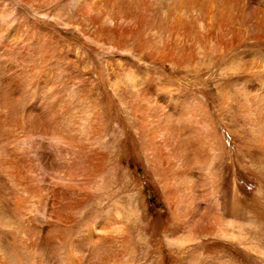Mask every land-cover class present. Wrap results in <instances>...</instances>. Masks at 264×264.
I'll list each match as a JSON object with an SVG mask.
<instances>
[{"label": "rangeland", "instance_id": "obj_1", "mask_svg": "<svg viewBox=\"0 0 264 264\" xmlns=\"http://www.w3.org/2000/svg\"><path fill=\"white\" fill-rule=\"evenodd\" d=\"M96 1L87 0L85 3L83 0H0V36L3 38V40L0 38V89L3 87V83L4 87L15 89L23 85V88H38V93L59 90L58 92L65 96L71 88L82 90L84 87L87 90L82 91L84 98L95 103V105L89 103L88 106L95 107L94 109L101 112L104 119L107 120L106 124L98 127L101 129H98L96 134H99L91 138L92 145L90 140L86 142L88 146L82 148L85 151L79 150L77 147L73 148L67 142L55 140L50 134L47 137L44 136V140L34 139L40 142L31 141V143L34 142L33 144L37 143L35 144L37 146H34L29 140H25L24 133L8 126L9 111L0 104V116L6 118L1 117L3 120H0L4 123V125L0 123V185L6 188V195L9 194L6 196L8 204L5 202L3 213L8 221L0 219V234L2 233L0 236V264H38L39 259L37 260L25 249L26 243L22 244L21 237H23L22 240L25 238L22 236L23 234L18 233V227L27 222L39 227L42 225L39 222L44 224L46 221L55 222L54 217L64 219V222L61 223L64 225L61 227L65 229L63 232L66 231L68 235L63 233L65 234L64 251L71 240L81 239L88 233L94 239L98 236L103 237L102 233L106 232L104 236L108 234L107 237L115 239L114 247L123 245L121 248H116L119 251L112 248L113 255L106 264H112V260H115L117 264H264V114H261V108H264L262 92L264 88V74L262 73L264 71V36L257 29L259 22L261 29L264 26V0H133L149 5V8L147 6L144 11L146 17L143 14V19H141L140 16L137 17L139 14L133 15L132 13L128 19H124V17L114 19L108 25L121 31L115 32L112 39L110 38L111 44L115 45L112 44L110 47L109 41L105 39L108 46L100 45V48L95 47L88 37L100 41L99 36L105 37L106 35H101L97 31L96 25H93L85 14L91 3V6L96 4L105 6V0ZM169 13L177 14H172V16L180 17L184 23L188 21V16L193 14L197 36L200 32L206 34L209 30L212 31V36L220 30L233 31L235 32L234 43H225V50H219V45L215 40H212V45L209 44L212 47L203 43L198 44L194 62L187 60L183 66L185 69L178 68L174 62L170 61V58L168 60L159 59L158 55L150 48V40L160 41V38L151 30L153 26L150 27V25H158L159 21L164 20ZM65 24L68 26H64ZM146 24L150 29L148 31ZM78 30L85 36H81ZM146 37L148 39H145ZM148 40L149 44L147 45ZM225 40L230 41V34L225 37ZM124 41H126L124 48L116 47L120 42L124 44ZM141 43L148 46L146 50H140ZM91 56H97V60L103 65L108 61L110 69L105 71L103 69V73L100 74L91 65ZM3 58L4 60H2ZM117 64L120 65L119 68L116 67ZM76 66L78 68H75ZM107 74H110L111 78H108ZM25 82H29L31 85ZM74 85L75 87H72ZM112 88H124V94L120 97L119 95L115 96ZM144 88L151 90L150 96L153 101V98H157L156 92L160 91L166 95L163 101L167 102L173 93L182 95L183 98L190 95L199 104L198 106L201 105L200 108L206 110L203 111L192 103L193 105L186 106L188 110L184 109L188 112L186 114H189V122H185V118L181 120L178 117L179 120L175 119L176 116H172L174 118L170 120V123L174 124L179 131L182 132L185 129L188 133L186 135L188 138L185 136L182 138V142L184 141L187 146L186 149L181 148L179 149L181 151H173V146L170 144L173 142L170 141V135H166L167 130H162L163 127H160L161 130H159V125L152 117L144 120V127L136 124L131 126L129 122L126 123L123 118L125 109H128L131 119L134 118V115L138 116L140 110L147 109L146 104L142 101V96L137 95L138 91ZM28 91L31 93L33 90ZM17 101V110L21 118L24 117L25 111L31 104L36 105V100L31 102L27 98L18 97ZM157 103L162 104V102ZM75 105L78 106V104ZM190 113L193 115L190 116ZM199 117L202 120L200 123ZM203 121L207 126L211 123V127L215 131V139L207 137L205 129L207 126L203 124ZM153 124L156 126H152ZM189 136L191 137L189 138ZM192 137H195V142H197L195 149L189 146V143L192 145L189 141L192 140ZM218 139L221 140L222 145ZM38 143L43 144H40L39 147L48 157V160L47 157L44 159V163L49 165L45 166L35 155L36 152L37 154L41 152ZM143 144L148 155L146 158L140 152L139 156L135 151ZM61 148H65L67 151ZM16 150L28 158L25 159L30 164L31 173L27 174L32 184H37L38 188L41 187L42 193L45 191L43 194L46 199L54 197L53 203L48 202L51 199L45 201L48 203L46 204L47 211L49 209L46 216L54 221H50L49 217L38 211L42 206L38 205L37 198L31 197L30 200L25 192L17 190L14 185L12 188L11 184H14V179L7 174L11 170L7 166L5 167V162L7 154ZM69 150L73 151V155L74 152H89L95 157L97 155L91 162V165L92 163L96 165H93L92 172L95 173L100 165L102 169L99 168L100 171H96L97 174H100L94 178L85 174H90L91 171L78 173L74 170L75 173H69L66 164L75 160L77 155L75 153L74 157L71 156ZM64 151L65 154H63ZM96 151L100 154H95ZM101 153L106 156H104L105 159L104 157L102 159ZM29 154H31L30 157H28ZM54 154H57V159H55L58 161L53 159ZM242 154H246V157H243ZM51 155L54 161L51 159ZM70 157H73L71 161H69ZM100 157L101 160L98 159ZM30 158L33 160L30 161ZM240 158H243L244 163L240 162L242 161ZM188 159L190 160L188 161ZM94 160L96 162L100 160L99 164L97 165ZM147 160L149 161L147 162ZM224 160L233 163L230 168L231 180L226 185H224V173L221 169ZM51 162L55 165L53 166ZM186 165L188 169L190 167V170L186 168ZM50 166H53V170L50 169ZM92 172L91 174H93ZM6 174L7 176H5ZM84 175L91 176V178H86ZM181 177H184L182 182L179 180ZM91 179L96 180L90 181ZM183 181L188 182L183 183ZM79 182L87 183V187L90 186L86 187L82 191L83 193L80 192L81 198L76 193V195L72 194L73 196H65L62 201L54 196L53 192L62 184H81ZM116 188L118 189L116 190ZM232 189L235 192H232ZM207 190L210 194L206 192ZM47 191L48 193L51 191V194L49 193L51 197L46 195ZM218 195H226V200L219 202L220 206L217 205V209L214 210L212 208L216 205L215 198ZM13 196L14 201H17L20 206L22 204L23 207L17 206V203L14 204V201L11 200ZM16 197H20V201L19 199L15 200ZM79 198H83L84 201L81 202L82 200ZM197 198L199 199L196 200ZM71 199L74 203L80 204L73 207L72 201H69ZM9 200L12 204H9ZM28 200L34 201V204L32 202L30 204ZM61 202L66 207L62 212L60 211V216H58ZM64 202L68 204H64ZM26 203H28L27 206ZM35 204L40 207L36 209ZM235 207L239 215L242 214L241 212H248L246 218L240 219L234 215L232 210ZM50 210L57 211V213H50ZM64 211L68 212L67 214L70 216L67 217ZM72 212H74L73 216H71ZM176 213L180 215L177 216ZM63 214L65 216H62ZM20 216L23 219H19ZM71 217L74 218V221ZM247 217H251V219ZM68 218L71 219L68 221ZM4 221L8 223V229L6 226L4 227ZM251 221L255 226L250 225ZM104 223L106 225H103ZM102 226L104 229L101 228ZM98 231L103 232H99L101 234L99 235ZM139 231L141 232L139 233ZM67 237L69 240L66 239ZM124 238L127 242L122 240ZM75 255L77 260L80 259V263L88 264L89 257L84 262L85 259H81L84 254L75 253ZM46 261L50 264H59V261L52 256H47ZM71 264L75 263L71 262Z\"/></svg>", "mask_w": 264, "mask_h": 264}, {"label": "bare ground", "instance_id": "obj_2", "mask_svg": "<svg viewBox=\"0 0 264 264\" xmlns=\"http://www.w3.org/2000/svg\"><path fill=\"white\" fill-rule=\"evenodd\" d=\"M85 3H86V1L87 0H83ZM100 1V0H99ZM143 1V0H142ZM142 1H139V2H136V1H133V0H128V1H125V0H105V6L104 7H102V5L101 6H97V4L96 5H93V6H91V4H89L88 6H89V9H88V11L86 10L85 11V14H86V17L88 18V20H90V22L93 24V25H96V29H97V31L101 34V35H106L105 37H100L99 36V38H101V40L99 41V39L98 40H94L92 37H88L89 39H90V41L92 42V44H94L95 45V47H99L100 48V45L101 46H106L107 45V43L108 42H106L107 40L109 41V45H110V47H112V44H111V39H112V36L114 35V33L116 32V33H119V32H121L118 28H116V27H111L110 25H108V24H110V22H112L114 19H116V18H122V17H124V19H128V18H130L129 16L130 15H132V13H133V15H135V14H139V15H137V17H139L140 16V18L141 19H143V14H144V16L146 15V13H144V11H145V8L148 6V8H149V5L147 4V3H145V2H143L142 3ZM96 2H98V0L96 1ZM93 4H95V3H93ZM99 5V4H98ZM78 6V5H77ZM169 9V8H168ZM149 10V9H148ZM84 11V10H83ZM83 11H81V12H83ZM79 12V11H78ZM147 12V11H146ZM84 13V12H83ZM93 13V14H92ZM172 14L173 15H177V14H174V13H169V15H167V17L166 18H164V20L163 19H161L159 22V24L158 25H150V27L151 26H153V27H151V30H153L154 31V33H155V35H157V37H159L160 38V41L158 40L157 42H153L152 40H150V48H152V50H153V52L155 53V54H157L158 55V57H159V59H161V60H168V58H170V61H172V62H174L175 63V65L178 67V68H183V69H185V67H183L184 66V63H186V61L187 60H190V61H192L194 58H195V56H196V51H197V45L198 44H201V43H203V44H205V45H207L208 47L209 46H211L213 43H211L212 42V40H215L216 41V43L219 45V50H225L226 49V46H225V43H234V37H235V32H233V31H228V30H220V31H218L214 36H212V31L211 30H209L206 34L204 33V32H200L198 35L199 36H197V27H196V23H195V19H194V15L193 14H190L189 16H188V21L186 22V23H184L183 22V20H181V18L180 17H173L172 16ZM84 15V14H83ZM150 15V14H149ZM146 17V16H145ZM148 18V17H147ZM150 18V17H149ZM145 19V18H144ZM122 20V19H121ZM147 21V20H146ZM149 24V23H148ZM36 26V25H35ZM64 26H68L67 24H65ZM146 26H147V31H148V29H149V26L146 24ZM257 29H258V31H261L260 33L264 36V26L262 27V29H261V24H260V22L259 23H257ZM150 30V29H149ZM1 31V30H0ZM78 33L81 35V36H85L80 30H78ZM143 34V33H142ZM228 34H230V41H228V40H225V37L228 35ZM151 35V34H150ZM0 38H1V36H0ZM19 38V37H18ZM111 38V39H110ZM141 38H143L142 37V35H141ZM105 39H107V40H105ZM145 39H148L147 37L145 38ZM1 40H3V38H1ZM0 40V41H1ZM104 40V41H103ZM154 40V39H153ZM140 41H142V40H140ZM113 42V41H112ZM145 43V42H144ZM144 43H141V45H140V50L142 51V50H146V48L148 47V46H146ZM147 43V45L149 44V40H148V42H146ZM211 43V45H209ZM217 44H216V46H217ZM13 45V44H12ZM113 45H115V44H113ZM108 46V45H107ZM126 46V41H124V44L123 43H118L117 45H116V47H120V48H124ZM212 47V46H211ZM26 48V47H25ZM5 49H6V47H5ZM4 49V50H5ZM98 49V48H97ZM108 49H110V48H108ZM105 50V49H104ZM139 50V51H140ZM6 51V50H5ZM86 53V52H85ZM107 53V52H106ZM48 54V53H47ZM88 54V53H87ZM109 54V53H108ZM108 54H106V55H108ZM54 57V56H53ZM97 57V56H96ZM95 56L93 57V56H91V59H90V61H91V65L100 73V74H102L103 73V69H104V71L105 70H109L110 69V67H109V63H107L108 61H106V64L105 65H103L102 63H99V61L97 60V58H96ZM30 59H32V58H30ZM44 59V58H43ZM2 60H4V58L2 59ZM20 60V59H19ZM24 60V59H23ZM27 58H26V62H27ZM37 60V59H36ZM7 61H10V60H7ZM44 61V60H43ZM80 61V60H79ZM24 62V61H23ZM35 62V61H34ZM38 62H39V60H38ZM37 61H36V63H38ZM192 62H194V60L192 61ZM7 63V62H6ZM21 63V62H20ZM17 64V63H16ZM14 65V64H13ZM24 65V64H23ZM27 65H29V64H27ZM41 65V64H40ZM47 65V64H46ZM76 65V64H75ZM172 65V64H171ZM20 67V66H19ZM47 67V66H46ZM49 67V66H48ZM116 67L117 68H119L120 67V65L119 64H117L116 65ZM32 68V67H31ZM37 68V67H36ZM43 69H44V66L42 67ZM75 68H78L77 66L75 67ZM38 69V68H37ZM46 69V68H45ZM56 69V68H55ZM85 69V68H84ZM90 69V68H89ZM190 69H192V68H190ZM18 70V69H17ZM58 70V69H57ZM113 70V69H112ZM37 71V70H36ZM59 71V70H58ZM58 71H57V73H58ZM61 72V71H60ZM65 72V71H64ZM67 73V72H66ZM263 74H264V71L262 72ZM45 75V74H44ZM61 75H63L62 73H61ZM35 76V75H34ZM50 76V75H49ZM60 76V75H59ZM107 76H108V78H111V77H109L110 76V74H107ZM27 77V76H26ZM63 77V76H62ZM100 77V76H99ZM61 78V77H60ZM57 79V78H56ZM43 80V79H42ZM65 80V79H64ZM35 81V80H34ZM41 81V80H40ZM46 81H48L47 79H46ZM50 81V80H49ZM62 81V80H61ZM74 81V80H73ZM26 83V82H25ZM29 83V82H28ZM28 83H26V84H28ZM37 83H38V81H37ZM45 83V82H44ZM2 84V83H1ZM30 85H31V83H29ZM33 85H34V83H32ZM46 84H48V83H46ZM110 84V83H109ZM113 84V83H112ZM6 85H9V84H6ZM15 85V84H14ZM114 85V84H113ZM3 87L0 89V104L2 105V107H5V108H7L8 109V113H9V115H8V126L10 125L12 128H14L15 130H20L22 133H24V135L23 136H25V140H29V142L31 143V141H34V142H36L37 140H39V139H41V140H44V136H46L47 137V135H51L52 136V138L53 139H55V140H59V141H62V142H67L68 144H69V146H72L73 148H78L79 150H82V148H86L88 145H86V142L88 141V140H90L89 142L91 143L92 141H91V138H93V137H96V136H94V135H98V134H96L97 133V131H98V127L99 126H102L103 124H106L107 123V120L106 119H104V117H103V114L101 113V112H99V111H97V110H95L94 108L95 107H93V106H88L89 105V103H93L91 100H89V99H86V98H84V94L82 93V91H87L86 90V88H82V90H80L79 88H71L70 89V91H68L69 93L68 94H66L65 96H64V94H63V96H62V94H61V92H56V90H51V91H48L47 93L46 92H44V93H38L37 92V89L38 88H23V85H21L20 86V88H17V89H15V88H11V87H4V83H3V85H2ZM28 86V85H27ZM53 86V85H52ZM57 86V85H56ZM79 86V85H78ZM14 87H16V86H14ZM72 87H75V85L74 86H72ZM52 88V87H51ZM33 90V91H31V93L28 91V90ZM67 89V88H66ZM149 88H144L143 90H140V91H138V94L137 95H141L142 96V101H143V103H145L146 104V107H147V109H143V110H140L141 109V107H140V111H139V115L137 116H135L134 115V118L133 119H131V117H129V111H128V109H125V116L123 117L124 118V120L126 121V123H130L131 124V126H134L133 124H136V125H140L141 127H144L143 126V122H144V120H146V119H148V118H150V117H152L153 118V120L155 119L156 120V122H157V124L159 125H157L158 127H159V130H161L160 129V127L162 128L163 127V129L162 130H167V132L169 133H166V135H170V138L172 139H170V141H172L173 143H170V144H172V149H173V151H178L179 149H186L187 148V146L185 145V143H184V141L182 142V138L185 136L186 138H188L186 135L188 134L186 131H185V129H184V131L186 132V134H185V132L184 131H179L178 130V128H176L175 126H174V124L172 125V123H170V120H172V118H174L175 116H176V118L175 119H177L178 117L179 118H181V120L183 119V118H185L184 119V121L185 122H189L188 120H189V114H186V113H188V112H186V111H184V109L186 108V106H189V105H196V106H198L199 104L197 103V102H195V100H194V98L193 97H191L190 95H186L187 97L186 98H183V96L182 95H178V94H176V93H173L170 97H169V100H168V102L167 101H163V98H166V95H164V92H162V93H160V92H156V96H157V98H153L154 99V101L151 99V90H148ZM62 90V89H61ZM89 90V89H88ZM157 91V90H156ZM112 92H113V95H115V96H117V95H119V97L120 96H122L123 94H124V88H112ZM262 92H263V95H264V88L262 89ZM160 93V94H159ZM88 94V93H87ZM136 95V96H137ZM18 97H20V98H27V99H29L31 102L33 101V100H36L35 101V103H36V105L34 104H31L28 108H27V110L25 111V115H24V117L23 118H21V115L18 113V108H17V103H18V101H17V99H18ZM155 97V96H154ZM93 99V98H92ZM167 100V99H166ZM95 101V100H94ZM140 101V100H139ZM138 101V102H139ZM30 102V103H31ZM157 102H162V104L160 103V104H158ZM143 103H141V104H143ZM193 103V104H192ZM75 104H78V106L77 105H75ZM86 104H87V106H86ZM93 105H95V103H93ZM122 105V104H121ZM77 106V107H76ZM129 106V105H128ZM132 106V105H131ZM134 106V105H133ZM136 106V105H135ZM196 106H194V107H196ZM201 106V105H200ZM200 106H198L199 108H200ZM1 107V106H0ZM130 107V106H129ZM138 107V108H139ZM131 108V107H130ZM134 108V107H133ZM143 108V107H142ZM258 108H260L259 106H258ZM4 109V108H3ZM200 109H202V108H200ZM199 109V110H200ZM185 110H188L187 108L185 109ZM190 110V109H189ZM203 110V109H202ZM203 111H206V110H203ZM202 111V112H203ZM132 112V111H131ZM185 112V113H184ZM191 112V111H190ZM199 112V111H198ZM2 113H3V110H2ZM192 113H194V112H192ZM196 113V112H195ZM194 113V114H195ZM206 113V112H205ZM204 113V115H206ZM0 114H1V112H0ZM122 114V115H123ZM261 114H264V108H261ZM193 114H191L190 113V116H192ZM197 115V114H196ZM203 115V114H202ZM23 116V115H22ZM172 116H174V117H172ZM199 116V115H198ZM197 116V117H198ZM1 117H3V118H5V116H0V120H3V118L1 119ZM125 117H126V119H125ZM194 117V116H193ZM192 117V118H193ZM200 117H202L201 115H200ZM200 117H199V119H200ZM178 118V119H179ZM191 118V117H190ZM6 119V118H5ZM205 119V118H204ZM152 120V119H151ZM174 120V119H173ZM180 120V119H179ZM201 120V119H200ZM207 120V119H206ZM205 120V121H206ZM148 122V121H147ZM184 122V123H185ZM200 122H202V120L201 121H199V123ZM1 123V125H4V123H2V121L0 122ZM154 123V122H153ZM206 123H207V121H206ZM148 124V123H147ZM187 124V123H186ZM203 124H205L204 123V121H203ZM126 125V124H125ZM206 125V124H205ZM114 126V125H113ZM119 126V125H118ZM117 126V127H118ZM128 126V125H127ZM139 126V127H140ZM152 126H156V125H152ZM207 126V125H206ZM3 127V126H2ZM204 128H205V126H204ZM101 129V128H100ZM99 129V130H100ZM138 129V128H137ZM146 129V128H145ZM155 130H156V128H154ZM206 129V134H207V137L208 138H210V139H215V131H214V128H212L211 127V123H209L208 124V126L205 128ZM148 130V129H147ZM151 130V129H150ZM119 131V130H118ZM134 131V130H133ZM12 132H13V130H12ZM144 132V131H143ZM154 132V131H153ZM157 132V131H156ZM166 132V131H165ZM140 133H142V132H140ZM151 133H152V131H151ZM155 133V132H154ZM153 133V135L155 136V134ZM163 134H164V136H165V133L163 132ZM144 135H146V134H144ZM190 135V134H189ZM108 136V135H107ZM110 136V135H109ZM139 136V135H138ZM111 137V136H110ZM147 137V136H146ZM152 137V136H151ZM191 136H189V138H190ZM27 138H29V139H27ZM30 138H31V140H30ZM37 138V140H34V139H36ZM48 138H51V137H48ZM109 138V137H108ZM112 138V137H111ZM110 138V139H111ZM137 138V137H136ZM140 138V137H139ZM150 138V137H149ZM166 138H167V136H166ZM15 139V138H14ZM33 139V140H32ZM47 139V138H46ZM147 139V138H146ZM153 139V138H152ZM24 140V141H25ZM50 140V139H49ZM106 141H108V139H105ZM119 140V139H118ZM122 140V139H121ZM144 140V139H143ZM219 140V143H220V145H222V143H221V140L220 139H218ZM94 141H95V139H94ZM112 141V140H111ZM186 141H187V139H186ZM189 141H191V143H192V145H190V143H189V146L191 147L192 146V148L193 149H195V147H197V142H195V137H192V140L190 139ZM188 141V142H189ZM28 142V143H29ZM34 142H32L31 144H33ZM37 142H40V141H37ZM46 142V141H45ZM143 142V141H142ZM147 142V141H146ZM146 142H144V143H146ZM48 143H52V142H48ZM89 143V144H90ZM106 143V142H105ZM150 143V142H149ZM166 143V142H165ZM30 144V145H31ZM35 144H37V143H35ZM35 144H33L34 146H37V145H35ZM39 145H38V147L40 146V144H42V143H38ZM104 144V143H103ZM115 144V143H114ZM113 144V145H114ZM148 144V143H147ZM188 144V143H187ZM43 145V144H42ZM45 145H47V144H45ZM91 145H92V143H91ZM139 145H141V144H139ZM49 146V145H48ZM52 146V145H51ZM138 146V145H137ZM144 146V144L142 145V147L140 146L139 148H136V153L140 156V154L142 155V156H144L145 158H146V150H145V146ZM168 146H170V145H168ZM30 147V146H29ZM47 147V146H46ZM45 147V148H46ZM65 148H66V145L64 146ZM92 147V146H91ZM107 147V146H106ZM30 148H32V147H30ZM63 149V148H61L62 150H65V151H67L66 149ZM68 149H69V147H67ZM73 148H71V149H73ZM88 148H90V147H88ZM88 148H87V150H88ZM192 148H190V149H192ZM29 149V148H28ZM40 149H42L41 147H39V150ZM43 149H44V146H43ZM49 149V148H48ZM77 149V150H78ZM91 150H92V148H90ZM104 149V148H103ZM121 149V148H120ZM140 149V150H139ZM168 149H171V148H168ZM171 149V150H172ZM14 150H15V148H14ZM25 150H27V149H25ZM47 150V149H46ZM52 150V149H51ZM51 150H48V151H51ZM75 150V149H74ZM76 150V151H77ZM84 150V149H83ZM82 150V151H83ZM91 150H89L90 152H92ZM148 150H149V148H148ZM188 150H189V148H188ZM12 151V149L10 150V152ZM17 151V152H16ZM15 152H13V153H8L7 154V161L5 162L6 163V165H5V167L7 166L11 171L9 172V171H7V172H9V173H7L6 171V173L7 174H9V176H12L13 177V179H14V184H11V186H12V188H16L17 190H21L22 191V193L23 192H25L26 194H27V196H29V199L31 200V197L33 198H37V201H39V204L38 205H40L41 204V209L40 210H38V211H41L43 214L42 215H44V216H46L47 214H48V212H49V209H48V211H47V209H46V204H48V203H45V201L47 202V200L48 199H51L50 201H48V202H51V203H53L52 202V199H54V197L52 198L50 195H49V193L51 192H49L48 193V191H47V194L46 195H49L51 198H48V199H46L45 197V195L41 192V190H40V188H38L36 185L37 184H32V181L30 180V178H29V175L27 174L28 172L29 173H31L30 172V164H28V162L26 161L28 158L27 157H25V155H22L21 154V152L20 153H18L19 151L18 150H16ZM24 151V150H23ZM33 151H35V150H33ZM33 151H31V152H33ZM41 151V150H40ZM43 151H45V150H43ZM47 151V152H48ZM59 151V150H58ZM65 151H64V153L63 154H65ZM69 151H71V150H69ZM85 151V150H84ZM100 151V150H99ZM103 151V150H102ZM114 151V150H113ZM172 151V152H173ZM179 151H181V150H179ZM29 152V151H28ZM36 152V151H35ZM53 152V151H52ZM52 152L50 153V154H52ZM72 152L73 151H71V156L73 155L72 154ZM77 152H79V151H77ZM107 152V151H106ZM116 152V151H115ZM139 152H140V154H139ZM245 152V151H244ZM24 153H26V152H24ZM23 153V154H24ZM67 153V152H66ZM75 153L76 152H74V155H75ZM114 153V152H113ZM19 154H21V156H19ZM48 154V153H47ZM68 154V153H67ZM77 155H76V157H75V160L73 159L72 160V158L74 157V155H73V157H70L71 159L69 160V159H67V160H69V161H71V162H67V166L66 167H68V172L69 173H75L74 172V170H76V171H78V173L79 172H81V173H83V172H92V167H93V165L94 166H96L94 163H92V165H91V162H92V160H93V158H96L97 157V155H96V157H95V155H93V154H91V153H89V152H81V153H76ZM95 154H100V153H97V151L95 152ZM102 154V153H101ZM116 154V153H115ZM137 154H135V155H137ZM30 155L31 154H29V156L28 157H30ZM38 158H39V160L41 161V162H43L44 163V159L47 157V155L44 153V152H39L38 154H37V152H36V154H35ZM55 155V157L53 158V156L51 155V159L53 158L55 161H58V160H56L57 158H56V156H57V154H54ZM111 155V154H110ZM157 155V154H156ZM174 155V154H173ZM246 155V154H245ZM245 155H243L242 154V156L243 157H246ZM24 156V157H23ZM33 157H34V155H32ZM60 156V155H59ZM58 156V157H59ZM62 156H64V155H62ZM66 156V155H65ZM70 156V155H69ZM100 156H102V159H103V157L105 156H103V154L102 155H100ZM113 156V155H112ZM148 156V155H147ZM160 156V155H159ZM163 156V155H162ZM32 157V158H33ZM106 157V156H105ZM105 157H104V159H105ZM111 157V156H110ZM143 157V158H144ZM153 157V156H152ZM170 157V156H169ZM174 157V156H173ZM172 157V159H174ZM178 157V156H177ZM240 157V156H239ZM25 158H27V159H25ZM32 158H30L31 160L30 161H32L33 159ZM56 158V159H55ZM114 158V157H113ZM52 159V160H53ZM61 159V158H60ZM98 159H100L101 160V157L100 158H98ZM241 159V158H240ZM243 159V158H242ZM241 159V160H242ZM38 160V161H39ZM47 160H48V157H47ZM46 160V161H47ZM51 160V161H52ZM53 160V161H54ZM66 160V161H67ZM97 160V159H96ZM96 160H94L95 162H96ZM99 160V161H100ZM154 160V159H153ZM176 160V159H175ZM190 159H188V161H189ZM246 160V159H245ZM37 161V162H38ZM63 161V159L61 160V162ZM99 161H97L96 163H97V165L99 164L98 162ZM149 160H147V162H148ZM187 161V160H186ZM191 161H193V160H191ZM229 161V160H228ZM235 161V160H234ZM61 162H59V163H61ZM101 162H103V161H101ZM105 162H107L106 160H105ZM113 162V161H112ZM161 162V161H160ZM236 162V161H235ZM241 163L243 162V160L242 161H240ZM246 162V161H245ZM31 163V162H30ZM40 163V162H39ZM52 164H53V162H51ZM189 163H192V162H189ZM244 163V162H243ZM247 163V162H246ZM31 164H34L33 162L31 163ZM38 164V163H37ZM51 164V165H52ZM100 164H102V163H100ZM105 164V163H104ZM188 164V163H187ZM39 165H41V163L39 164ZM44 165L46 166V165H49V164H47L46 162L44 163ZM43 164H42V166H44ZM55 164H53V166H54ZM62 165V164H61ZM106 165H108V164H106ZM242 165V164H241ZM35 166V165H34ZM44 166V167H45ZM52 166V167H53ZM57 166H58V164H57ZM102 166H104V165H102ZM154 166V165H153ZM231 166H233V163L232 162H227L226 160H224L223 162H222V164H221V169H222V172L224 173V180H225V183H224V185H226L227 184V182H230V180H231V174H230V168H231ZM245 166V165H244ZM33 167V166H32ZM31 167V168H32ZM41 167V166H40ZM51 167V166H50ZM52 167L50 168L51 170H53L52 169ZM99 168H101V166L99 165L98 166ZM157 167V166H156ZM176 167V166H175ZM96 168V167H95ZM99 168H97L96 169V171L97 172H99L100 170H99ZM106 168V167H105ZM186 168H187V165H186ZM33 169V168H32ZM36 169V168H35ZM49 169V170H50ZM102 169V168H101ZM188 169V168H187ZM105 170V169H104ZM103 170V171H104ZM188 170H190V167H189V169ZM96 171H95V173L94 172H92L93 174H91V172H90V174L89 173H85V174H88V175H91V176H93L94 178H96L95 176H97L98 174H100V173H96ZM102 171V172H103ZM233 171V170H232ZM1 172V171H0ZM101 172V173H102ZM77 173V174H78ZM80 173V175L81 176H83V174H81ZM118 173V172H117ZM7 174L5 175V176H7ZM96 174V175H95ZM74 175V174H73ZM91 176H85L84 175V177H86V178H88V177H90L91 178ZM177 176H179L180 177V175H177ZM33 177V176H32ZM4 178V177H3ZM10 178V177H9ZM8 178V179H9ZM34 178V177H33ZM32 178V179H33ZM89 178V179H90ZM184 177H181V178H179V180H181V182H182V179H183ZM89 179H88V181H89ZM99 179V178H98ZM113 179V178H112ZM189 179V178H188ZM3 180H5V179H3ZM36 180V179H35ZM87 180V179H86ZM93 179H91L90 181H92ZM94 180H96V179H94ZM93 180V181H94ZM2 181V180H1ZM11 181V180H10ZM37 181V180H36ZM236 181V180H235ZM63 182H66V181H63ZM85 182H87V181H85ZM96 182V181H95ZM185 182H188V181H185ZM184 181H183V183H185ZM34 183V182H33ZM41 182H39V184H40ZM79 183H81V182H79ZM82 183H84L83 181H82ZM75 184V185H73V184H62L61 186H57L58 188L53 192L54 193V196L57 198V199H60L61 201L63 200V198L65 197V196H67V195H69V196H73L75 193L81 198L82 197V194L81 193H83L82 191L87 187V183H85V184ZM234 183V182H233ZM59 184V183H58ZM13 185H14V187H13ZM41 185H42V183H41ZM51 185H53V184H51ZM50 185V186H51ZM95 185V184H94ZM234 185H237V184H234ZM44 186V185H43ZM42 186V187H43ZM7 187V186H6ZM90 187V186H89ZM89 187H87V188H89ZM91 187H92V185H91ZM115 187V186H114ZM122 187V186H121ZM216 187H218V185H216ZM227 187V189L229 188V186L227 185L226 186ZM8 188H10V187H8ZM11 188V189H12ZM50 189H52V187H49ZM54 188V187H53ZM118 188H120V187H118ZM118 188H116V190L118 189ZM48 189V188H47ZM46 189V190H47ZM92 189V188H91ZM90 189V190H91ZM121 189V188H120ZM236 189H238V188H236ZM54 190V189H53ZM93 190V189H92ZM10 191V190H9ZM15 191V190H14ZM119 191V190H118ZM184 191H185V189H184ZM232 192H235V190L234 189H232L231 190ZM6 188H4V186L3 185H0V219H3V220H5L6 218H5V215L3 214L4 213V206H6V204H5V202L6 201H8L6 198H8V197H6L7 195H9V194H7L6 195ZM81 192V193H80ZM87 192V191H86ZM183 192V191H182ZM207 193H209L210 194V192H209V190H207L206 191ZM17 193V192H16ZM21 193V194H22ZM19 194H20V192H19ZM25 194V195H26ZM51 194V193H50ZM73 194V195H72ZM75 194V195H76ZM80 194H81V196H80ZM86 194V193H85ZM89 194V193H88ZM16 195H18V194H16ZM87 195V194H86ZM85 195V196H86ZM205 195V194H204ZM208 195V194H207ZM11 196V195H10ZM19 196V195H18ZM26 196V197H27ZM48 196V197H49ZM195 196V195H194ZM22 197V196H21ZM68 197V196H67ZM66 197V199H68ZM74 197H77V196H74ZM74 197H71V198H74ZM90 197V196H89ZM197 197V196H196ZM199 197V196H198ZM11 198V197H10ZM17 199H15V200H18L19 199V201H20V197L18 198V197H16ZM78 198V197H77ZM79 198V199H80ZM85 199H87L86 197H84ZM27 199V198H26ZM83 199V198H82ZM82 199H80V200H82ZM199 198H197L196 200H198ZM12 201H14V196H13V199H11ZM30 200H28V202H30ZM225 200H226V195H218V196H216V198H215V203H216V205H214L213 206V208L212 209H217V205H219L218 203L219 202H225ZM24 201V200H23ZM22 201V202H23ZM36 201V202H37ZM54 201V200H53ZM67 201V200H66ZM70 202L72 201V199L71 200H69ZM68 201V202H69ZM84 200H82L81 202H83ZM11 201L9 200V204H12V203H10ZM25 202V201H24ZM27 202V201H26ZM33 204H34V201H31ZM31 202H30V204H31ZM79 202V201H78ZM7 203V202H6ZM17 203V201H14V204H16ZM72 203H73V207H74V205H79L80 203H74L73 201H72ZM168 203V202H167ZM5 204V205H4ZM8 204V203H7ZM14 204H13V206H14ZM64 204H68L67 202L65 203L64 202ZM193 204V203H192ZM195 204V203H194ZM23 205H24V203H23ZM28 205V203H26V206ZM72 205V204H71ZM169 205V204H168ZM222 205V204H221ZM12 206V207H13ZM17 206H20L19 205V203H17ZM31 206V205H30ZM35 206L37 207L36 209H38V207H40V206H37L36 204H35ZM70 206V205H69ZM220 206V205H219ZM15 207H16V205H15ZM14 207V208H15ZM20 207H23L22 206V204H21V206ZM48 207H52V206H48ZM65 207L66 206H64V205H62V202L60 203V206H59V214H57L58 216H60V211L62 212L64 209H65ZM72 207V208H73ZM198 207V206H197ZM31 208V207H30ZM71 208V207H70ZM69 208V209H70ZM75 208H76V206H75ZM75 208H73V209H75ZM178 208H180V207H178ZM219 208V207H218ZM8 209V208H7ZM21 209H23V208H21ZM33 209V208H32ZM35 209V210H36ZM67 209V208H66ZM244 209V208H243ZM18 210V209H17ZM25 210V209H24ZM26 210H29V209H26ZM34 210V211H35ZM68 210V209H67ZM71 211H73L72 209H70ZM69 210V211H70ZM188 210V209H187ZM237 210V208L235 207V208H233V213H234V215H236L237 217H239L240 219H244V218H246V215L248 214V212H246V211H244L245 213H243V212H241L242 214L241 215H239V212H237L236 211ZM23 211V210H22ZM33 211V212H34ZM51 212L50 213H53V214H55V213H57V211L56 212H54V210H50ZM178 211V210H177ZM219 211V210H218ZM225 211V210H224ZM13 212V211H12ZM16 212V211H15ZM65 212V211H64ZM189 213H190V211H188ZM223 212V211H222ZM26 213V212H25ZM32 213V212H31ZM30 213V214H31ZM38 213V212H37ZM40 213V212H39ZM66 213V212H65ZM68 213V212H67ZM65 214L67 217H69L70 215H68V214ZM174 213V212H173ZM194 213V212H193ZM229 213V212H228ZM231 213V212H230ZM232 213V214H233ZM18 214H19V212H18ZM30 214H28L29 216H31ZM34 214V213H33ZM41 214V213H40ZM39 214V215H40ZM62 214V213H61ZM73 214H74V212H72V215L71 216H73ZM177 214V216L178 215H180V214H178V213H176ZM176 214H174V215H176ZM227 214V213H226ZM14 215H17V214H14ZM34 215H37L38 216V214H34ZM42 215H41V217H42ZM51 216H53L52 214H50ZM64 214L62 215V216H65ZM173 215V214H172ZM213 215H215V214H213ZM221 215V214H220ZM223 215V214H222ZM8 216V215H7ZM61 216V217H62ZM185 216V215H184ZM207 216H208V214H207ZM22 216H20L19 217V219H23V218H21ZM26 217V216H25ZM46 217H49V216H46ZM92 217V216H91ZM175 217V216H174ZM180 217V216H179ZM186 217V216H185ZM188 217V216H187ZM217 217H220V216H218L217 215ZM8 218H10V217H8ZM27 218V217H26ZM26 218H24V219H26ZM34 218V217H33ZM62 218H64V217H62ZM72 218V221H74L73 219V217H71ZM71 218H68V221H69V219H71ZM176 218V217H175ZM181 218H182V216H181ZM247 218H250L251 219V217H247ZM11 219V218H10ZM35 219V218H34ZM44 219H47V218H44ZM54 219H56L55 220V222H49V221H46L45 222V224L44 223H42V222H39V223H41L42 225L41 226H36V225H34V224H32L31 222H27V223H25V224H21V223H19V224H21L20 225V227H18L19 229H18V233H20V234H23L22 236H24V238H25V240H22V238L23 237H21V241H23L22 242V244H24L25 245V243H26V248L25 249H27L32 255H34L35 256V258H37V262H38V264H50L48 261H46V258H47V256H52L53 258H55V259H57L58 261H59V264H71V262H73V263H75V264H86V263H83V262H79V260L80 259H76L75 258V253L77 254V253H81V255L82 254H84V257L83 258H81V259H85V261L84 262H86V260L88 259V257H89V262H88V264H106L107 263V260H109L110 259V257L113 255V249L115 250V251H119V250H116V248L118 249V248H121V247H114L115 246V242H114V240H113V238H111V237H107V235H105L104 236V234L106 233H102L103 231H98V233L99 232H101L102 234H103V237H97V238H94V239H92L91 238V236L89 235V233L87 234V235H85V236H83L81 239L79 238V239H77V240H75V239H73V240H71L70 242H69V245H67L66 247L67 248H65L66 249V251H64V245H65V240H64V235L65 234H63V233H66V231L65 232H63V229H62V227L61 226H63V225H61V223L62 222H64V219L62 220L60 217H54ZM102 219V218H101ZM100 219V220H101ZM200 219H202V218H200ZM7 220V219H6ZM5 220V221H6ZM40 220H43V218L41 219L40 218ZM49 220L50 221H54V220H51L50 219V217H49ZM99 220V221H100ZM110 220V219H109ZM207 220V219H206ZM245 220H247V219H245ZM3 222L5 225H4V227L6 226V228L8 229V223H6V222ZM8 221V220H7ZM22 221V223H23V220H21ZM27 221V220H26ZM67 221V222H68ZM105 221V220H104ZM111 221V220H110ZM175 221V220H174ZM254 221V220H253ZM2 222V221H1ZM13 222V221H12ZM89 222V221H88ZM136 222V221H135ZM10 223V222H9ZM17 223V224H18ZM35 223V222H34ZM2 224V223H1ZM16 224V225H17ZM44 224V225H43ZM71 224V223H70ZM74 224V223H73ZM85 224V223H84ZM101 224V223H100ZM111 224V223H110ZM109 224V225H110ZM178 224V223H177ZM12 225V224H11ZM87 225V224H86ZM85 225V226H86ZM103 225H106L105 223L103 224ZM226 225V224H225ZM250 225L251 226H255L254 224H253V222L251 221L250 222ZM3 226V225H2ZM17 226H19V225H17ZM89 226V225H88ZM139 226V225H138ZM141 226V225H140ZM139 226V227H140ZM230 226V225H229ZM84 227V226H83ZM108 227V226H107ZM237 227V226H236ZM13 229H14V226L12 227ZM85 228H87V227H85ZM101 228H103L104 229V226H102ZM243 228V227H242ZM17 229V228H16ZM67 229H68V227H67ZM66 229V230H67ZM103 229H100V230H103ZM144 229V228H143ZM145 229H147V228H145ZM11 230V229H10ZM65 230V229H64ZM71 230H74V229H71ZM70 230V232L72 233V231ZM87 230V229H86ZM98 230V229H97ZM9 231V230H8ZM88 231V230H87ZM91 231V230H90ZM94 231V230H93ZM105 231V230H104ZM241 231V230H240ZM14 232V231H13ZM69 232V233H70ZM85 232V231H84ZM141 231H139V233H140ZM227 232V231H226ZM70 233V234H71ZM83 233V232H82ZM87 233V232H86ZM94 233V232H93ZM2 234V233H1ZM1 234H0V236H1ZM20 234H18V235H20ZM73 234V233H72ZM77 234V233H76ZM81 234V233H80ZM85 234V233H84ZM144 234V233H143ZM4 235V234H3ZM15 235V234H14ZM66 235H67V233H66ZM99 235H101L100 233H99ZM142 235V234H141ZM68 236V235H67ZM70 237H71V235H69ZM74 236H77V235H74ZM96 236V235H95ZM112 236V235H111ZM123 236V235H122ZM78 237V236H77ZM112 237H114V236H112ZM125 237V236H124ZM115 238V237H114ZM117 238V237H116ZM67 240H69V238L67 237L66 238ZM3 240V239H2ZM66 240V241H67ZM122 240H125V238L124 239H122ZM139 240H141V239H139ZM148 240V238L146 239V241ZM150 240V239H149ZM145 241V240H144ZM143 241V242H144ZM152 241V240H151ZM7 242V241H6ZM119 242V241H118ZM125 242H127L126 240H125ZM141 242V241H140ZM139 242V243H140ZM17 244V243H16ZM122 244H125L124 242H122ZM153 245V244H152ZM119 246V245H118ZM114 247V248H113ZM113 248V249H112ZM15 250V249H14ZM151 251V250H150ZM15 252V251H14ZM154 252V251H153ZM152 252V253H153ZM15 253H17V252H15ZM28 253V252H27ZM30 253H28V254H30ZM118 254V253H117ZM19 256V255H18ZM114 256H117L116 254H114ZM77 257V256H76ZM149 257V256H148ZM17 258V257H16ZM35 258H33V259H35ZM17 259H19V258H17ZM21 259V258H20ZM19 259V260H20ZM51 261V260H50ZM113 261H115V260H112L111 262H112V264H113ZM115 264H117L116 263V261L114 262ZM26 264H28V263H26ZM35 264V263H34ZM110 264V263H109Z\"/></svg>", "mask_w": 264, "mask_h": 264}]
</instances>
